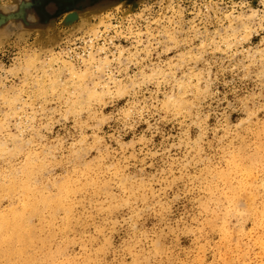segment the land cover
I'll use <instances>...</instances> for the list:
<instances>
[{"label": "clouds", "instance_id": "clouds-1", "mask_svg": "<svg viewBox=\"0 0 264 264\" xmlns=\"http://www.w3.org/2000/svg\"><path fill=\"white\" fill-rule=\"evenodd\" d=\"M34 7L0 9V264H190L185 241L264 235V0L96 4L69 32ZM8 210L47 239L16 252Z\"/></svg>", "mask_w": 264, "mask_h": 264}, {"label": "rangeland", "instance_id": "rangeland-1", "mask_svg": "<svg viewBox=\"0 0 264 264\" xmlns=\"http://www.w3.org/2000/svg\"><path fill=\"white\" fill-rule=\"evenodd\" d=\"M34 11L38 16L42 28L37 31H58L69 32L72 26H67L69 19L74 16H80L83 19L90 7L96 4L114 5L123 3L125 7L132 5V11L138 8L139 0H33ZM256 0H253L255 6ZM12 0H0V9L5 11L11 10ZM229 168L238 172L242 180H246L249 173H246L242 166L233 159L228 161ZM71 184V178L66 181ZM9 211H5L4 226L7 231L5 239L9 243L15 245L16 252L23 254L25 251V243L31 241V245L35 247L37 240L43 243L44 237L32 239V233L35 230L32 225L17 220L15 214L9 218ZM22 216V214H20ZM45 225L50 229L48 221H44L39 228L43 233ZM10 229V231H8ZM51 235V233H50ZM247 245L242 241L233 244L230 235L226 236L216 244V251H207V245H199L195 250L186 247L187 241L184 242L185 247H181L180 251L190 257V264H264V235L257 233L254 229L249 230L247 234Z\"/></svg>", "mask_w": 264, "mask_h": 264}]
</instances>
